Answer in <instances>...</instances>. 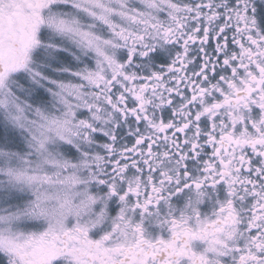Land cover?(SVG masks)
Wrapping results in <instances>:
<instances>
[{"label": "snow or ice", "instance_id": "6c2138e0", "mask_svg": "<svg viewBox=\"0 0 264 264\" xmlns=\"http://www.w3.org/2000/svg\"><path fill=\"white\" fill-rule=\"evenodd\" d=\"M0 264H264V0H0Z\"/></svg>", "mask_w": 264, "mask_h": 264}]
</instances>
